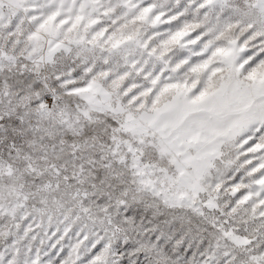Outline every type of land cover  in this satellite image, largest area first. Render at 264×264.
<instances>
[{
  "label": "snow or ice",
  "instance_id": "6c2138e0",
  "mask_svg": "<svg viewBox=\"0 0 264 264\" xmlns=\"http://www.w3.org/2000/svg\"><path fill=\"white\" fill-rule=\"evenodd\" d=\"M0 264H264V0H0Z\"/></svg>",
  "mask_w": 264,
  "mask_h": 264
}]
</instances>
